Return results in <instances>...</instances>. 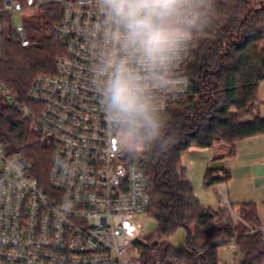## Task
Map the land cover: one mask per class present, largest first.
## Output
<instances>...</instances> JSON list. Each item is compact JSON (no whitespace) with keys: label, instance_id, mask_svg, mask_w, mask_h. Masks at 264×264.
I'll list each match as a JSON object with an SVG mask.
<instances>
[{"label":"built area","instance_id":"2783aa9c","mask_svg":"<svg viewBox=\"0 0 264 264\" xmlns=\"http://www.w3.org/2000/svg\"><path fill=\"white\" fill-rule=\"evenodd\" d=\"M53 6L60 14L53 34L65 53L53 74L32 82L28 98L34 106L21 105L0 84L38 141L51 149L49 185H43L24 157L0 145V264H166L161 247L146 255L138 246L152 235L140 219L149 216L151 196L150 182L131 162L132 127L104 114L109 66L127 53L101 0H0V55L5 34L14 33L24 49L32 47V24L38 15L52 17ZM195 17L186 15L189 21ZM184 18L165 63L131 65L159 116L193 94L185 68L194 38L181 33ZM225 210L223 227L243 222L229 200ZM248 228L264 234V224ZM236 240L237 235L225 248L237 251Z\"/></svg>","mask_w":264,"mask_h":264},{"label":"trees","instance_id":"16d2710c","mask_svg":"<svg viewBox=\"0 0 264 264\" xmlns=\"http://www.w3.org/2000/svg\"><path fill=\"white\" fill-rule=\"evenodd\" d=\"M48 18L38 15L32 24V47L24 49L14 33L5 34L0 55V84L21 105L32 107L28 93L39 75L55 72L57 57L64 46L54 37L60 21L58 6ZM187 20L181 33L194 38L192 56L185 76L193 84L187 96L166 114L160 115L163 135L151 143L143 129L131 128L136 144H149L148 150L134 153L131 162L150 182L149 217L156 219L157 230L139 243L144 253L161 247L166 264L178 259L185 264H222L219 250L237 235L240 264L264 263V234L249 233L259 228L256 207L242 204L243 222L223 227L226 210L204 206L187 176L184 156L191 150H210L219 144L229 146L233 156L242 140L264 135V118L258 110V90L264 82V0H189ZM0 145L7 154H18L30 164L38 182L49 185L51 149L43 146L31 130L23 113L9 104L0 90ZM208 169L205 184H226L230 174ZM186 231L185 251L168 243L178 229ZM198 252L201 255L195 256ZM193 259L189 260V258Z\"/></svg>","mask_w":264,"mask_h":264},{"label":"clouds","instance_id":"9594fccd","mask_svg":"<svg viewBox=\"0 0 264 264\" xmlns=\"http://www.w3.org/2000/svg\"><path fill=\"white\" fill-rule=\"evenodd\" d=\"M116 24V39L126 56L112 63L105 82V116L124 126L143 129L155 143L163 135V122L153 106L142 78L132 64L159 66L175 44V33L188 11L189 0H101ZM149 144L141 146L148 150Z\"/></svg>","mask_w":264,"mask_h":264},{"label":"crops","instance_id":"0c3cea01","mask_svg":"<svg viewBox=\"0 0 264 264\" xmlns=\"http://www.w3.org/2000/svg\"><path fill=\"white\" fill-rule=\"evenodd\" d=\"M258 103L259 113L264 118V82L258 90ZM228 154L229 146L219 144L210 150H191L184 156L187 176L195 193L196 182L199 184L202 181L203 188L212 192L210 195L204 193L203 197L196 196L204 206L208 197L216 200L213 207L207 206L215 210L225 209L226 200L238 208L245 203L253 204L260 223L264 224V135L240 141L235 147L234 155ZM208 169L220 171L221 176L223 172H228L229 182L207 187L205 175Z\"/></svg>","mask_w":264,"mask_h":264},{"label":"rangeland","instance_id":"374dc122","mask_svg":"<svg viewBox=\"0 0 264 264\" xmlns=\"http://www.w3.org/2000/svg\"><path fill=\"white\" fill-rule=\"evenodd\" d=\"M184 23H188L186 20V15L184 18ZM19 21L18 19L15 20V25H18ZM30 33V31H29ZM130 140V137L128 138ZM132 143H134L135 146V153H142L143 151H141V146L139 144H136L135 141L133 140ZM199 185V186H198ZM203 181L201 183L198 184V182H196L195 184V190H196V195L198 197H203L202 195H205L204 193L207 194H211V191H206L203 188ZM203 199V198H202ZM206 202H204L206 204V206H211L213 207L216 204V200H212V198L210 199V197H208L207 200H205ZM141 221L144 224V229L146 230L147 234H153L157 228H158V224L155 218L153 217H140ZM168 243H170L171 245H173L176 249L181 250V251H185L187 253L186 247H185V240H186V231L185 229L181 228L178 229L176 232H174L170 237L167 238ZM219 258L222 264H240V262L242 261L243 257L241 254L238 255H234L233 252H230L227 250V248L222 247L219 250Z\"/></svg>","mask_w":264,"mask_h":264},{"label":"water","instance_id":"95a60500","mask_svg":"<svg viewBox=\"0 0 264 264\" xmlns=\"http://www.w3.org/2000/svg\"><path fill=\"white\" fill-rule=\"evenodd\" d=\"M238 254H239V252H238V251H235V252H234V255H235V256H236V255H238Z\"/></svg>","mask_w":264,"mask_h":264}]
</instances>
